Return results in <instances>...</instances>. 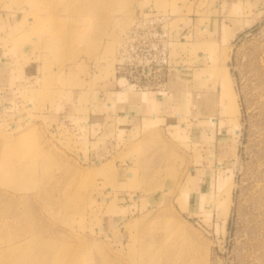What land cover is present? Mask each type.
Returning a JSON list of instances; mask_svg holds the SVG:
<instances>
[{
	"label": "rangeland",
	"instance_id": "374dc122",
	"mask_svg": "<svg viewBox=\"0 0 264 264\" xmlns=\"http://www.w3.org/2000/svg\"><path fill=\"white\" fill-rule=\"evenodd\" d=\"M151 12L172 18L175 65L204 67L205 86L222 89L237 136L223 168L210 163L207 198L155 194L153 207L140 191L179 187L207 155L178 121L147 140L157 128L117 117L132 97L114 93H139L118 80L123 37ZM39 239L70 254L59 264H264V0H0V264Z\"/></svg>",
	"mask_w": 264,
	"mask_h": 264
},
{
	"label": "crops",
	"instance_id": "0c3cea01",
	"mask_svg": "<svg viewBox=\"0 0 264 264\" xmlns=\"http://www.w3.org/2000/svg\"><path fill=\"white\" fill-rule=\"evenodd\" d=\"M203 55L207 58L208 54L204 52ZM208 74L204 73V67L195 65L192 70L182 68L176 76L171 75L165 93L147 92L148 95L145 98L142 97L143 92L134 95H130L128 92L123 94V91L114 93L121 100L132 97L130 101H125L124 104L119 105L118 102L116 104L117 108H121L116 111L117 117L124 119L122 120L124 122H122L123 128H127V130H134L137 127H147L151 130L157 128L159 132L151 131L146 137L147 140H151V135L156 137L158 133L162 134L167 127L175 128L177 126L175 122L178 121L180 132L183 131L187 136L190 135L191 139L193 137L206 145L207 164L205 168L197 166L198 164L189 167L184 182L182 183V180L178 182L179 187L174 185L170 187L172 189L169 187L158 189L156 188L158 185H155L148 190L145 189L147 194L140 191L145 201L150 203V207L155 206V203H157L153 200L155 194L159 196V194L177 193L178 198L183 192L186 198L196 199L201 195L202 198H207V193L212 191L216 184L215 170L210 163L216 158L217 170L223 168V164L225 165L237 150V136L234 134L233 116L225 110L222 102V89H216L217 93L205 86L207 85L205 79L212 81ZM171 79H173V82H171ZM200 95L203 96V99L201 103H198ZM194 98L197 99L198 105H201V110H195L194 104H197ZM108 106L112 107L113 102H108ZM186 116L190 118L189 124L185 122ZM190 126L193 127L189 128ZM135 160L132 166L137 162ZM132 166L130 165V167ZM129 176H133L131 171H127V177L129 178ZM131 192V195L129 194L130 198L138 201L141 197L140 194H137L138 191L131 190ZM207 203L205 202V205ZM200 204L204 205L202 202ZM208 205L211 206L210 203ZM112 224H115V220Z\"/></svg>",
	"mask_w": 264,
	"mask_h": 264
},
{
	"label": "built area",
	"instance_id": "2783aa9c",
	"mask_svg": "<svg viewBox=\"0 0 264 264\" xmlns=\"http://www.w3.org/2000/svg\"><path fill=\"white\" fill-rule=\"evenodd\" d=\"M171 20L169 14L151 12L138 18L125 33L116 73L130 89L165 93L170 76L181 69L171 55Z\"/></svg>",
	"mask_w": 264,
	"mask_h": 264
},
{
	"label": "bare ground",
	"instance_id": "6f19581e",
	"mask_svg": "<svg viewBox=\"0 0 264 264\" xmlns=\"http://www.w3.org/2000/svg\"><path fill=\"white\" fill-rule=\"evenodd\" d=\"M119 61V60H118ZM115 72V71H114ZM119 80V79H118ZM119 81H121V80H119ZM122 82H123V80H122ZM119 83V82H118ZM125 83V82H124ZM122 84V83H121ZM127 88H129V87H127ZM129 90H132V89H129ZM122 93H124V92H122ZM145 93H147V92H145ZM130 94V93H129ZM230 99H232V105L234 106V108H233V110L235 111V112H238L239 111V109H238V103H237V101H236V97L233 95V93H231V95H230ZM236 129V132H237V135H239V129H238V127H236L235 128ZM26 186H23L22 184L20 185V184H17V186H16V189L17 190H22V189H24ZM25 198V199H24ZM20 197L16 202H20V203H23V202H28L27 204H28V206H29V203H30V200H29V197ZM12 199H16V198H12ZM9 202H10V204H12L13 206H15V203H14V200H9ZM68 206V205H67ZM73 208V207H72ZM12 211H13V209H12ZM28 211V210H27ZM26 210H23V213L25 212L26 214L28 213ZM23 213H22V211L21 212H16L15 213V217H16V219H18V218H20V219H22V217H23ZM40 234V233H39ZM34 236H36V235H34ZM28 238V235L25 237V240ZM37 238V237H36ZM42 238V237H41ZM55 241H51L50 239H48V240H44V239H39L38 241H37V243H34V242H32V241H27L24 245H23V243L20 245V246H17L15 249H14V251H13V256H14V260H13V263H15V264H29V262H32V260H29V258H28V255H29V253L30 252H36V253H39V254H41V253H44V252H46V253H48V252H50V253H52V255L54 256V260H53V264L55 263V264H59V263H61L60 262V260L62 259V258H64V259H66V261H68L69 262V260H67V259H70L69 258V253H65V254H61L62 252H60L58 249H56V247H55ZM44 250V251H43ZM64 253V252H63ZM72 253H73V250H72ZM62 256H61V255ZM77 256V255H76ZM77 260V257L75 258V261ZM36 262H34L33 264H35ZM37 264V263H36ZM167 264H171V263H167Z\"/></svg>",
	"mask_w": 264,
	"mask_h": 264
}]
</instances>
